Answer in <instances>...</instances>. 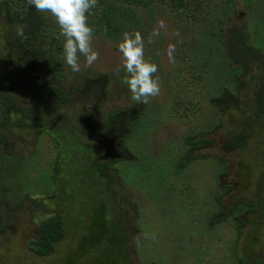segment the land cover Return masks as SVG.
<instances>
[{
	"label": "rangeland",
	"instance_id": "rangeland-1",
	"mask_svg": "<svg viewBox=\"0 0 264 264\" xmlns=\"http://www.w3.org/2000/svg\"><path fill=\"white\" fill-rule=\"evenodd\" d=\"M207 2L206 18L194 23L178 21L165 10L153 20L147 15L150 21L142 22L138 30L117 35L93 32L92 47L98 51V59L86 66L81 56L79 72H72L66 64L69 88L79 84L84 87L76 89L79 101L62 114L35 106L38 121L44 118L56 123L73 121L78 115L100 120V111L112 108L129 110L130 129L122 138L127 152H121L116 159L126 190L119 200L113 192L107 193L104 201V195L89 190L92 196L83 199L89 202L86 208L79 192L76 191L80 197L77 199L67 188H75L77 172L71 174L68 185L63 183L65 174L51 178L56 150L46 130L34 135L29 127H12L10 132L0 133L5 134L0 141V264H89L94 258L92 250L86 252L85 247V256L81 257L73 254L84 243L81 236L88 234L90 213L99 211L102 205L106 225L96 227V234L106 227L107 234L101 235L99 242L104 246L107 239L115 241L106 256H122L119 260L123 263L237 264L235 258H239L233 255L237 254L247 264H264V210L260 207L264 208V115L257 119V125L248 128L247 142L239 149H230L225 140L241 130L246 115L233 103L219 112L209 100L222 87L229 86L240 69L229 56V27L245 30L248 43L264 54V0ZM53 24L63 43L54 19ZM125 32L141 34L145 58L157 65L154 76L159 77L160 92L146 106L131 98L124 83L128 73L123 68L118 43ZM181 40L191 42L193 63L203 73L200 113L187 120L171 115L169 106L177 84L175 56ZM249 64L252 68L242 76L245 85L240 89V107L246 113L252 109L255 88L264 84V63L253 60ZM96 73L102 77L84 79ZM196 129H202L212 142L189 152L186 164L178 169L179 159L188 149L183 137ZM98 146L103 147V143ZM217 159L226 161L228 169L220 176ZM65 167L62 164L58 169ZM68 179L70 175H66ZM49 180H53L52 185ZM247 201L253 202L255 208L239 217L245 221L243 224L236 212ZM217 203L222 205L223 216L219 214L220 221L209 225L207 221L219 207ZM49 211L62 214L65 235L50 254L40 256L28 242L38 234V214ZM110 218L115 219L116 226L107 222Z\"/></svg>",
	"mask_w": 264,
	"mask_h": 264
},
{
	"label": "trees",
	"instance_id": "trees-1",
	"mask_svg": "<svg viewBox=\"0 0 264 264\" xmlns=\"http://www.w3.org/2000/svg\"><path fill=\"white\" fill-rule=\"evenodd\" d=\"M207 1L98 0L97 5L88 14L87 23L94 29V32L101 31L108 35H117L126 30L140 29L142 22L148 23L150 18L151 20L155 19L157 13H163L165 10L178 21L186 20L194 23L206 18L205 14L209 10L206 8L209 4ZM138 6L142 9H139ZM140 10H144V12H140ZM53 19L50 12L37 11L30 6L28 0H0V133L6 130L10 132L12 127L13 129L29 127L34 135L39 131L42 132L43 129L46 130L47 136L56 150L51 178L55 179L58 173L62 178V175L65 174L63 183L67 184L72 180L71 174L77 172L75 188H67L70 192L73 191L77 199L80 197L76 191L79 192L82 198L80 202L83 203V206L87 205L86 208L89 202L83 199L92 196L90 191L104 195V201L107 193L109 195V192H113L115 198L119 200L126 190H124V182L119 178L120 171L116 168V159H119L121 152H127L123 147L122 138L130 129L131 119L129 114L127 115L129 110L112 108L100 111L102 116L100 120H96L94 116L91 118L90 115H78L73 118V121L68 119L66 122L61 120L58 123L55 120L44 118L38 121L34 115L37 105L62 114L70 104H75L78 100L76 89L82 87L79 84L76 88H69V85L66 84L68 71L63 58V43L53 24ZM220 25L222 29L223 23ZM20 27H23L24 30L23 37L17 35V29ZM228 32L229 37L226 43L229 56L235 61V66L238 65L240 69L235 71V77L231 78L230 85L222 87L216 95L210 96L209 100L218 107L219 112L223 113L233 103L246 115L242 119L241 130L225 140V146L228 148L239 149L250 137L248 128L252 129L257 125V119L264 115L263 83L255 88L252 109L247 113L241 109L240 89L245 85L242 76L250 71L252 67L249 63L253 60L257 63H264V54L259 48L248 43L245 30L231 26L228 28ZM191 46L190 41L181 40L178 43L179 50L175 56L177 67L176 75H174L177 84H174L175 90L171 93L169 104L170 114L184 120L190 119L191 116L197 117L201 110L199 93L203 73L195 68L194 52ZM238 52L239 54L235 55ZM101 77L102 74L96 73V75L86 76L84 79L97 80ZM94 88L95 86L91 87L92 91L95 90ZM95 93H97L96 90ZM34 99L36 100L33 101ZM220 103L224 105L221 106ZM142 106H146V103H143ZM252 115L255 118L251 117ZM209 127L216 128L213 125H209ZM4 136L5 134L0 135V141H3ZM84 138L87 139L86 143L82 142ZM102 140L104 141L102 142ZM99 142L103 143V147L98 146ZM183 142L188 149L181 155L180 163L177 164L178 169L186 164L189 152L208 146L212 140L206 137L202 129H196L188 131L183 137ZM216 162L220 166L219 176L225 174L228 171L226 161L217 159ZM62 164L66 167L59 171L58 167L61 168ZM66 175H70V180H66ZM49 181L52 185L53 180ZM84 186H87L86 189ZM93 187L94 189L91 190ZM216 199L218 200V197ZM244 203L246 208L245 206L241 207L236 212L238 219L243 224L245 221L239 217L255 208L253 202ZM217 204L219 207L212 214V218L207 221L209 225L218 223L223 216L222 205ZM98 208L99 211L97 209L90 213L92 221L88 234L81 236L80 239L84 243L73 255L76 257L85 256V250L87 249V252L90 249L94 258L89 264H120L119 259L122 256L110 253L109 256H106L107 250L114 246L115 241L107 239L104 246H101L99 242L100 236L107 232L105 227L96 234V227H99L100 224L103 227L106 225L103 205ZM219 214L221 217L217 218ZM38 215L40 216V219L38 218V234L29 240L28 246L36 254L43 256L50 254L55 244L65 235L64 217L55 211ZM100 218L105 222H101ZM111 218L107 222L114 227L116 221ZM119 228L121 229V227ZM237 235L239 236L240 233ZM97 237L98 241H96ZM233 255L239 258L238 260L235 258L237 264H247L246 259L242 256ZM121 264L126 263L121 262Z\"/></svg>",
	"mask_w": 264,
	"mask_h": 264
},
{
	"label": "clouds",
	"instance_id": "clouds-1",
	"mask_svg": "<svg viewBox=\"0 0 264 264\" xmlns=\"http://www.w3.org/2000/svg\"><path fill=\"white\" fill-rule=\"evenodd\" d=\"M28 2L37 11L51 13L59 26L60 35L64 37L63 58L72 72L81 70V56L84 57L86 66H91L98 59L99 53L92 47L94 29L87 23L88 14L97 5L98 0H28ZM17 35L23 37V27L17 29ZM153 35H158V32H154ZM118 49L122 54L123 68L128 73L124 83L131 92V98L148 103L151 97L159 94L160 82L159 77L154 76L157 65L145 58L141 34L125 32L118 43Z\"/></svg>",
	"mask_w": 264,
	"mask_h": 264
},
{
	"label": "flooded vegetation",
	"instance_id": "flooded-vegetation-1",
	"mask_svg": "<svg viewBox=\"0 0 264 264\" xmlns=\"http://www.w3.org/2000/svg\"><path fill=\"white\" fill-rule=\"evenodd\" d=\"M258 205H259V204H258ZM260 207H262V209L264 210L263 205L260 204Z\"/></svg>",
	"mask_w": 264,
	"mask_h": 264
}]
</instances>
